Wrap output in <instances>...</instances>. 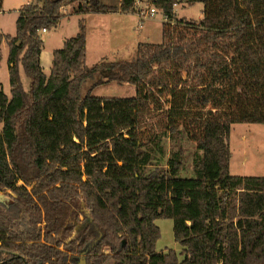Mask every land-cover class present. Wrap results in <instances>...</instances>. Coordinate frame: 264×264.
I'll return each instance as SVG.
<instances>
[{"label":"trees","instance_id":"obj_1","mask_svg":"<svg viewBox=\"0 0 264 264\" xmlns=\"http://www.w3.org/2000/svg\"><path fill=\"white\" fill-rule=\"evenodd\" d=\"M136 1L32 0L15 36L0 34L11 88L0 82V191L14 193L0 203V264H79L82 255L86 264H264V177L230 173L232 126L264 124V0H184L203 4L199 22L176 19L179 0H149L165 19L162 43L93 67L81 19L44 73L40 32L56 29L65 7L135 12ZM111 83L134 85L136 96L93 95ZM182 128L202 152L194 176L179 175L182 149L147 175L160 134ZM82 199L91 220L81 224ZM161 218L174 221L181 261L156 251Z\"/></svg>","mask_w":264,"mask_h":264},{"label":"rangeland","instance_id":"obj_2","mask_svg":"<svg viewBox=\"0 0 264 264\" xmlns=\"http://www.w3.org/2000/svg\"><path fill=\"white\" fill-rule=\"evenodd\" d=\"M140 3L152 5L149 0H139ZM32 0H4L3 13L0 14V34L15 36L16 34V21L19 17V9L26 4L31 3ZM177 7H174L176 19L186 20L189 22H199L203 19L204 6L201 3L195 5H188L184 0H179ZM22 5V6H21ZM74 5L64 8L66 17L62 20L61 24L56 29L50 30L49 33H42L40 35L44 40V58L42 66L45 74H50V59H52L53 49H61L62 46L57 47V42L63 37H71L74 29H78V21L81 16L74 13L72 9ZM163 14L159 13L155 18H150L144 21L145 28L142 33L145 35L147 32L151 34L148 43L160 44L163 41ZM71 21L68 23V21ZM115 32V31H114ZM116 36V35H115ZM125 40V38H122ZM117 39L113 40V44L116 47L117 43L124 41ZM59 45V44H58ZM7 45L4 42V48H2V60L0 63V82L1 89L10 95V83H9V71L7 62ZM125 54H120L118 59L133 61L136 58V52L125 51ZM48 59V61H47ZM87 67L90 64L87 63ZM47 75V76H48ZM22 83L25 90L28 89L29 80L21 71ZM89 80L84 85V92L90 86ZM94 96L97 97H114V98H132L136 96V89L134 85L124 84L118 85L117 83H111L104 86H100L95 89ZM171 96H167V109L170 106ZM160 146L161 151L157 150L153 153V159L151 163L145 168V172L148 175L153 170L164 171L168 168L167 164L173 153L182 149L183 152V168L179 175L184 178H192L194 176V162L202 152L198 150V144L192 137L188 136L186 131L182 128L174 136L169 137L164 133L160 134ZM230 150L232 153V159L230 163V173L233 176H260L264 177V124H235L232 126L230 133ZM31 189V188H29ZM12 191H0V203H8L13 196ZM81 212L80 216L81 224L91 220V211L88 208L86 202L81 200ZM89 219V220H88ZM155 224L159 227L161 236L156 243L157 252H167L173 250L179 260H183L184 252L179 243L176 242L174 236V221L172 219H158ZM81 225H79L80 227ZM72 238V237H71ZM106 252L108 250L104 249ZM79 264H84L83 260ZM106 264H115L113 259L109 260Z\"/></svg>","mask_w":264,"mask_h":264},{"label":"crops","instance_id":"obj_3","mask_svg":"<svg viewBox=\"0 0 264 264\" xmlns=\"http://www.w3.org/2000/svg\"><path fill=\"white\" fill-rule=\"evenodd\" d=\"M137 1L140 2L139 0ZM101 2L106 6L115 7V8H120L121 5V0H101ZM2 13L3 12H1L0 14ZM81 19H84L87 26L86 65L87 63H89L90 67H93L94 65L99 64L102 61H107V62L126 61V60H122L121 58L118 59V56H121L120 54H125L126 53L125 51H128V49H130L131 54L132 52H134V50L137 53L139 44L148 43L147 40H149L151 36V34L148 32L145 35L142 33V30H144L146 25L145 23H143L142 26L140 25V19L136 12H131V11L124 12L118 9L115 12L106 13V14H89L86 16H81ZM81 19H79V21ZM62 20L60 21L59 24H61ZM79 21L77 23L78 29L76 28L74 29L73 35H70L71 37L63 36L59 40V42H57L56 48H58V46L60 45L63 47L66 40L73 38L77 35L79 31ZM70 22L71 21L69 20L68 23ZM46 33H49V31H47ZM115 37L121 41L123 40L122 38H125V40H123L124 42L122 43H117L115 47L113 44V40ZM162 38H163V30H162ZM2 48H4V43ZM7 50H8V45H7ZM56 50L59 49H53L52 59H50L49 61L50 72L52 68L53 53ZM7 58H8V52H7ZM43 58H44V49L41 54V65ZM256 177H263V176L260 175Z\"/></svg>","mask_w":264,"mask_h":264},{"label":"built area","instance_id":"obj_4","mask_svg":"<svg viewBox=\"0 0 264 264\" xmlns=\"http://www.w3.org/2000/svg\"><path fill=\"white\" fill-rule=\"evenodd\" d=\"M178 4H175L174 7H177ZM135 12L137 13L140 19V25L142 26L144 21L150 18H155V16L159 13V10L153 5L144 4L136 1ZM47 30L43 29L42 33H46Z\"/></svg>","mask_w":264,"mask_h":264},{"label":"water","instance_id":"obj_5","mask_svg":"<svg viewBox=\"0 0 264 264\" xmlns=\"http://www.w3.org/2000/svg\"><path fill=\"white\" fill-rule=\"evenodd\" d=\"M91 247H93V245H92ZM81 259L83 260V263L86 264V261H85V259H84V255H82V258H81ZM80 261H81V260H80Z\"/></svg>","mask_w":264,"mask_h":264}]
</instances>
